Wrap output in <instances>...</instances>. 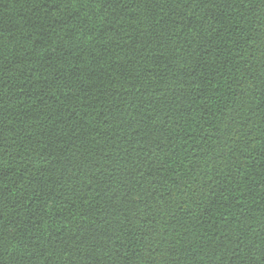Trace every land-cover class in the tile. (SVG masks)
<instances>
[{"label": "trees", "instance_id": "16d2710c", "mask_svg": "<svg viewBox=\"0 0 264 264\" xmlns=\"http://www.w3.org/2000/svg\"><path fill=\"white\" fill-rule=\"evenodd\" d=\"M0 264H264V0H0Z\"/></svg>", "mask_w": 264, "mask_h": 264}]
</instances>
